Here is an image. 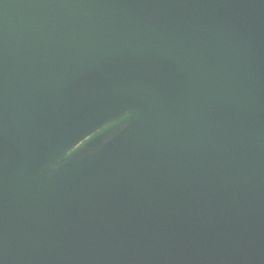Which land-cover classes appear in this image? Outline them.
I'll list each match as a JSON object with an SVG mask.
<instances>
[{
  "label": "water",
  "instance_id": "1",
  "mask_svg": "<svg viewBox=\"0 0 264 264\" xmlns=\"http://www.w3.org/2000/svg\"><path fill=\"white\" fill-rule=\"evenodd\" d=\"M0 264H264V0H0Z\"/></svg>",
  "mask_w": 264,
  "mask_h": 264
}]
</instances>
